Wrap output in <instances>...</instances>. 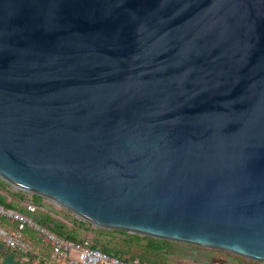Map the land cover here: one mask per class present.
Returning a JSON list of instances; mask_svg holds the SVG:
<instances>
[{
	"label": "water",
	"instance_id": "95a60500",
	"mask_svg": "<svg viewBox=\"0 0 264 264\" xmlns=\"http://www.w3.org/2000/svg\"><path fill=\"white\" fill-rule=\"evenodd\" d=\"M0 179L264 262V0H0Z\"/></svg>",
	"mask_w": 264,
	"mask_h": 264
},
{
	"label": "rangeland",
	"instance_id": "374dc122",
	"mask_svg": "<svg viewBox=\"0 0 264 264\" xmlns=\"http://www.w3.org/2000/svg\"><path fill=\"white\" fill-rule=\"evenodd\" d=\"M7 191L9 192V194L0 189V193L6 197L7 202H13L21 210L24 209L23 204L25 202H31V200L32 202H34L33 194H31L30 192L16 189L11 185L8 186ZM35 205L38 207V209L34 214H28L27 212L20 213L30 217L32 220L33 218L37 219L41 213L48 214L53 220L63 222L66 225V230H74L75 237L78 240H88L92 244L94 242V239L99 238L103 241H106L107 244L109 242L108 245L117 250H119L120 248L124 249L128 247L130 249V252L142 251L140 245H143L144 242H140V244L138 245L132 244L131 246H129V243L124 241L126 238L120 234L113 233L103 236L96 235L95 230H99L100 228L93 226L89 222L83 227L79 226L72 220H81L80 218L76 217L69 210L55 204L51 200L40 197L39 203ZM37 239H39L40 242L43 243V245L45 244L42 238L38 236V233ZM29 241L33 248L31 239H29ZM35 246L36 247L34 248V250L39 251L41 249L38 247V243ZM40 246L42 247V244H40ZM46 251L47 250H45L44 248L39 251L40 258H38L37 255L33 253L26 256L17 254L15 255V257L18 258L22 264H50ZM123 256H127V252H125ZM165 259L167 260L168 264H264V262L247 259L228 252L177 242H171Z\"/></svg>",
	"mask_w": 264,
	"mask_h": 264
},
{
	"label": "trees",
	"instance_id": "16d2710c",
	"mask_svg": "<svg viewBox=\"0 0 264 264\" xmlns=\"http://www.w3.org/2000/svg\"><path fill=\"white\" fill-rule=\"evenodd\" d=\"M10 184H8L7 182H5L4 180L0 179V189L5 191L6 193L9 194V192L7 191V188ZM21 197V196H20ZM40 200V196L33 194V201L31 200L30 204H33L35 206V211L34 212H29L27 210V204H29V202H25L24 205V209L21 210L19 209L13 202H7L6 197L0 193V204L3 205L5 208L7 209H11L17 212H27L28 214H34L38 207L35 204H38ZM0 221L2 222H6L5 219H0ZM33 221L38 224L39 226L49 230L50 232L54 233L56 236L62 238V239H68V240H74V241H83L84 239L78 240L75 237V233L74 230H66V225L63 222L57 221V220H53L48 214H44L41 213L37 219L33 218ZM74 223H77L79 226L83 227L84 225H86L88 222L86 221H81V220H72ZM96 235H109V234H120L122 236H124L126 239L124 241L128 242L129 246H131L132 244H140V242H144L143 245L141 246V250L140 252H130V249L128 247V249L126 248H120L119 250L114 249L112 247H110L106 241H103L99 238L94 239V242L91 244V247L93 248H98L101 251L112 255V256H116L122 260L125 261H137L139 262V264H168L166 258V254L168 253V248L169 245L171 244L172 241H168V240H162V239H157V238H152V237H148V236H141L138 234H130L126 231L123 230H106V229H99V230H95ZM25 236L28 239H31L32 244H33V248L30 252H28L27 254H20L14 251H11L10 249H8L4 244H2L0 242V260H1V264H22L20 262V260L18 258L15 257V255L19 254V255H23L26 256L28 254H35L37 255L38 258H40L39 255V251L42 250V248H44L48 257V260L50 261V264H54L51 263L52 262V258H51V251H50V247L47 245H43L42 242H40L39 239H37V233L33 230L30 229H26L25 231ZM38 243V247L41 248L39 251L34 250V248L36 247L35 245H37ZM40 244H42V247L40 246ZM125 252H127V256H123L125 254ZM165 257V258H164ZM137 258V259H136Z\"/></svg>",
	"mask_w": 264,
	"mask_h": 264
},
{
	"label": "built area",
	"instance_id": "2783aa9c",
	"mask_svg": "<svg viewBox=\"0 0 264 264\" xmlns=\"http://www.w3.org/2000/svg\"><path fill=\"white\" fill-rule=\"evenodd\" d=\"M35 209L33 204H27L29 212H34ZM0 219L6 220L0 221V242L11 251L20 254H27L32 250L31 243L25 236L26 229H31L50 247L54 264H139L136 260L125 261L93 248L88 240L62 239L36 224L30 217L7 209L1 204Z\"/></svg>",
	"mask_w": 264,
	"mask_h": 264
},
{
	"label": "crops",
	"instance_id": "0c3cea01",
	"mask_svg": "<svg viewBox=\"0 0 264 264\" xmlns=\"http://www.w3.org/2000/svg\"><path fill=\"white\" fill-rule=\"evenodd\" d=\"M51 263H53V261Z\"/></svg>",
	"mask_w": 264,
	"mask_h": 264
}]
</instances>
